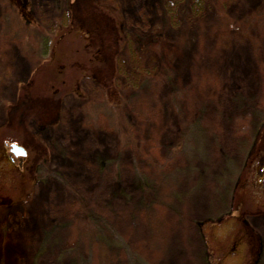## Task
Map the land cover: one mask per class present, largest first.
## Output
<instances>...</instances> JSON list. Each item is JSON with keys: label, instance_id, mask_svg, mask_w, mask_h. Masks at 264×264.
Here are the masks:
<instances>
[{"label": "rangeland", "instance_id": "1", "mask_svg": "<svg viewBox=\"0 0 264 264\" xmlns=\"http://www.w3.org/2000/svg\"><path fill=\"white\" fill-rule=\"evenodd\" d=\"M28 1L51 29L68 27L69 0ZM102 1L118 7L129 39L165 38L162 53L121 57V67L130 65L118 85L132 97L136 150H120L105 118L87 122L86 102L105 92L73 68L53 123L39 127L29 109L11 111L40 60L2 37L0 2V264H99L75 230L83 203L116 236L111 264H252L258 241L264 264V159H249L264 117V22L259 49L246 27L220 28L221 12L243 18L264 0H208L195 12L183 2L171 13L165 0ZM165 63L178 77L175 89ZM143 68L150 81L137 85ZM12 143L27 156H15ZM142 180L154 195L139 207Z\"/></svg>", "mask_w": 264, "mask_h": 264}, {"label": "trees", "instance_id": "2", "mask_svg": "<svg viewBox=\"0 0 264 264\" xmlns=\"http://www.w3.org/2000/svg\"><path fill=\"white\" fill-rule=\"evenodd\" d=\"M0 2L6 8L2 15V37L20 41L22 50L26 54H34L40 60L30 79L20 89L19 97L12 106L11 111L14 112L15 109L19 108L22 111L29 109L32 111L33 120L39 127L53 123L54 118L52 116L61 111L63 95L72 88L67 83L66 70L73 68L75 73L80 72L81 76H91L103 87L105 92L103 100L98 102L88 100L86 102L84 112L87 122L92 124L96 123L101 117L105 118L116 133L120 150L125 148L138 149V138L131 118L132 97L131 95L122 94L118 85L121 68L123 70L125 68L121 67L123 65L121 57L128 50L130 53L134 52L135 54L136 52L138 56L149 55L155 51L162 53L164 51V35L158 33L144 39L134 34L129 39L127 34L124 35V22L118 7L109 1L69 0L67 14L69 25L66 28L64 27L66 24L61 27L59 25V28L56 27L57 29H51L33 16L34 12L30 8L28 0H0ZM183 2V6L187 10L195 12L201 6L203 7L208 0H165V8L171 13L172 10H176L177 6L179 8V5H182ZM221 13H224L223 25L220 26L221 32L246 27V30L252 35L254 45L258 49L261 48L264 6L251 10L243 18H234L227 12ZM72 29L77 34L70 37ZM69 37L71 39H67ZM72 38H78V40L74 42ZM63 42L68 45L72 44V49L75 48L76 51L80 52V58L66 55L67 51L63 46ZM71 62L73 64L68 68V64ZM134 67L131 69L132 72L130 71L131 75L139 70V68L136 70ZM129 68L130 65L127 69L125 68L126 71H129ZM164 68L167 70L168 78L175 89L179 86L177 85L178 77L176 73L168 63H165ZM141 72H144V75L140 77V80L136 83L137 85L141 84L142 81L147 83L150 81L148 76L151 75L148 74V70L143 68ZM39 73L46 77L45 82L41 80L40 83H37L36 76L38 78ZM144 76L146 77L144 78ZM173 92L179 95L178 92ZM11 119V117L9 119L7 117V121ZM11 124H13L12 121L9 125ZM14 137V139H24L26 147L28 145L31 147L34 144V141H27V136L15 134ZM255 141V147L253 146V152L249 159L255 160L258 158V160H263L264 117L261 119ZM34 146L36 145L34 144ZM239 179H247L244 170L241 172ZM138 186L142 191L139 200V207H141V205H146L152 199L154 192L152 187L146 183V180H142L140 184L138 183ZM237 188L234 195H236ZM123 191L122 188L117 187V193ZM83 202L85 201L82 200L81 203ZM98 221L96 213L90 208L88 209L84 203L80 213L73 220L77 235L92 243L99 264H111V256L115 250L116 239L114 238L116 236L109 225L101 226ZM119 245L123 246L124 243H119ZM254 249L255 259L252 264H258L261 250L259 241L255 243ZM134 261L138 263L136 257Z\"/></svg>", "mask_w": 264, "mask_h": 264}, {"label": "water", "instance_id": "3", "mask_svg": "<svg viewBox=\"0 0 264 264\" xmlns=\"http://www.w3.org/2000/svg\"><path fill=\"white\" fill-rule=\"evenodd\" d=\"M11 151L15 156L21 157L27 156L28 153L27 149L23 145H20L18 143L11 144Z\"/></svg>", "mask_w": 264, "mask_h": 264}]
</instances>
